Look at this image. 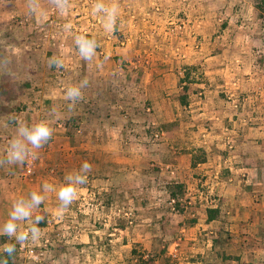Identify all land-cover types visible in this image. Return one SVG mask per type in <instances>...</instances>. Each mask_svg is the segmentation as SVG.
I'll list each match as a JSON object with an SVG mask.
<instances>
[{
    "label": "crops",
    "instance_id": "crops-1",
    "mask_svg": "<svg viewBox=\"0 0 264 264\" xmlns=\"http://www.w3.org/2000/svg\"><path fill=\"white\" fill-rule=\"evenodd\" d=\"M70 2H4L6 22L20 14L26 31L54 32L35 34L29 97L0 132V254L264 264L260 0H94L79 33ZM39 127L49 134L34 144Z\"/></svg>",
    "mask_w": 264,
    "mask_h": 264
},
{
    "label": "rangeland",
    "instance_id": "rangeland-1",
    "mask_svg": "<svg viewBox=\"0 0 264 264\" xmlns=\"http://www.w3.org/2000/svg\"><path fill=\"white\" fill-rule=\"evenodd\" d=\"M5 1L7 0H0V132L4 131V129L13 122L15 123L17 121L15 119L18 115L16 116L15 114L21 110V99L29 97L28 90L23 86L26 81L25 76L27 73L22 70H25L27 65H29V69H31V67L39 61L38 50L41 49V45L39 44L43 41L35 40V34L38 32L42 34L46 30L45 32H47L49 36L50 32H54L51 26L44 27L43 24L39 27H34L33 30H30L31 32L26 31L24 26L27 23H25V20L19 16L20 12L17 11L19 7L15 6L14 10L19 15H14L10 19L12 22H6V14L9 12V9L4 7ZM72 1L73 2L70 3H74L71 10L75 13L73 15L76 23L75 31L79 33L81 30L78 29L81 27L77 25L80 24L83 19L78 20V18L84 16L83 13L85 12L82 8L83 3L86 2L84 7L87 8L88 3H93L92 5H95L96 2H93L94 0ZM60 13L62 12L60 11ZM66 13L67 11L65 12V15L62 13L63 16L66 17ZM27 36H32L33 39L27 40ZM61 37L63 38L64 36ZM59 64H61V62H59ZM0 140H2L1 137ZM11 152H14L15 154L12 156L10 155ZM16 153L17 152L11 150L9 155L10 157H14L17 156ZM27 153H32L35 156L34 151H27L22 153L21 158L23 159Z\"/></svg>",
    "mask_w": 264,
    "mask_h": 264
},
{
    "label": "built area",
    "instance_id": "built-area-1",
    "mask_svg": "<svg viewBox=\"0 0 264 264\" xmlns=\"http://www.w3.org/2000/svg\"><path fill=\"white\" fill-rule=\"evenodd\" d=\"M41 140V139H40ZM226 147L228 150L233 149V145L231 142L226 143ZM14 152H11L10 155H14ZM35 156L32 153H27L26 156L23 157V164H22V176L30 177L33 175L35 170Z\"/></svg>",
    "mask_w": 264,
    "mask_h": 264
},
{
    "label": "clouds",
    "instance_id": "clouds-1",
    "mask_svg": "<svg viewBox=\"0 0 264 264\" xmlns=\"http://www.w3.org/2000/svg\"><path fill=\"white\" fill-rule=\"evenodd\" d=\"M49 134L48 132V129L45 128V127H39L36 132L31 135L29 138L31 139V141L34 143V144H37L39 142V140L42 138V137H47ZM64 195H67V190L64 191L63 193ZM11 225L9 226V228L11 229Z\"/></svg>",
    "mask_w": 264,
    "mask_h": 264
},
{
    "label": "trees",
    "instance_id": "trees-1",
    "mask_svg": "<svg viewBox=\"0 0 264 264\" xmlns=\"http://www.w3.org/2000/svg\"><path fill=\"white\" fill-rule=\"evenodd\" d=\"M260 9H261V11H263L264 12V3H263V0H260ZM181 82H183V81H181ZM183 89H184V87H183ZM182 102H184V100H183V98H182ZM174 190H173V192H181V189H180V187L179 186H174V188H173ZM4 239V237L2 236V237H0V241L1 240H3ZM9 256H6V254L4 253V254H0V264H13L12 262H10L9 261Z\"/></svg>",
    "mask_w": 264,
    "mask_h": 264
}]
</instances>
